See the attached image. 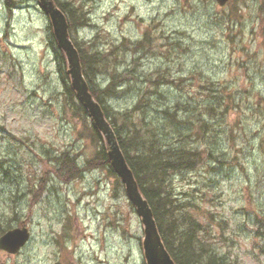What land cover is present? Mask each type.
<instances>
[{
    "label": "rangeland",
    "instance_id": "obj_1",
    "mask_svg": "<svg viewBox=\"0 0 264 264\" xmlns=\"http://www.w3.org/2000/svg\"><path fill=\"white\" fill-rule=\"evenodd\" d=\"M63 1L91 19L72 38L83 48L97 39L111 53L98 88L114 73L127 79L105 99L124 135L141 120L148 130L168 120L167 105L179 102L186 119L213 95L233 98L220 102L229 105L224 118L207 117L215 130L198 146L204 161L175 175L174 186L197 205L219 252L264 264V0ZM52 39L39 0H0V223H26L32 234L19 253L0 251V264H146L141 219L121 179L96 160L102 144L91 117L62 93ZM141 96V109L121 116ZM210 144L224 154L220 164L208 159ZM65 153L82 169L74 180Z\"/></svg>",
    "mask_w": 264,
    "mask_h": 264
},
{
    "label": "trees",
    "instance_id": "obj_2",
    "mask_svg": "<svg viewBox=\"0 0 264 264\" xmlns=\"http://www.w3.org/2000/svg\"><path fill=\"white\" fill-rule=\"evenodd\" d=\"M55 1L68 18L71 34L77 26L84 27L88 25L89 18L87 12L74 7L71 2L63 0ZM73 42L79 51L83 73L90 92L101 105L107 120L113 126L127 163L135 176L144 198L149 202L153 210L162 240L176 264H238L235 259L232 257L230 259L228 255H224L217 250L215 244L210 241V233L194 213L193 209L197 208V205L192 201L180 200L174 186L175 175L195 171L198 165L204 161L205 153L198 146L201 145V140H205L210 130L214 129L213 125L207 122V117L210 118V121L224 118L229 105L222 107L220 102L223 98L231 100L233 98L225 93L221 95L222 97L213 95L211 97V104L207 103L204 105V113L201 110H194L196 111L195 114L191 110L194 113L193 118L189 117L186 119L180 116L181 106L179 102L172 108L167 105L169 110L164 109L163 115L168 117V120L161 121L159 118L157 122L152 123L151 127H149L150 124L146 123L148 128H151L150 130L144 128V121L141 120L137 125L132 124L133 128L129 129L126 135H124L121 126L118 125L116 113L112 112L106 104L105 99L108 96H113V93H116L115 90L118 85L127 79H119L118 77L121 74L116 75L114 73L111 74V81L108 87L105 89L98 88L99 84L96 76L98 73H101V70H106L105 57L111 55V53L108 54L107 52L100 51L97 39H93L88 47L85 48L74 39ZM52 43L61 58L59 62L60 69L63 78H66V88L71 104H76V110L80 115L89 117L87 110L77 98L70 84L69 76L65 69L66 59L63 52L58 48L54 36ZM140 50L141 48L138 51ZM159 83L165 85L170 82L167 78L161 80ZM142 96H145V94L143 93ZM142 96L133 109L125 111L121 116H132L139 111L142 105ZM166 97L169 100L168 95ZM218 112L220 113L219 116L217 115ZM201 116L205 117V120L202 121ZM196 123L200 125L199 131L195 126ZM139 125L140 128H137ZM143 130L145 133L142 132ZM92 131L102 144L96 160L102 165L105 164L112 176L118 178L108 159L104 139L94 124H92ZM146 133H149L148 137L143 138L142 134L145 135ZM263 145L264 140L262 142ZM214 149V145L212 144L207 153L208 159H214L215 157L221 159V155L224 154L222 152L220 154V151L218 152ZM65 157H67L65 167L69 171V180H74L81 176L82 169L79 168L73 155L65 153ZM215 159L214 161L220 164L218 162L220 159ZM58 177L61 180L64 179V175ZM261 221L264 220H260L259 222ZM9 229L10 227H3L0 223V236Z\"/></svg>",
    "mask_w": 264,
    "mask_h": 264
},
{
    "label": "water",
    "instance_id": "obj_3",
    "mask_svg": "<svg viewBox=\"0 0 264 264\" xmlns=\"http://www.w3.org/2000/svg\"><path fill=\"white\" fill-rule=\"evenodd\" d=\"M216 1L220 5H225L229 0ZM39 2L49 16L58 47L65 55L72 87L80 101L88 110L93 123L101 133L106 144V150L112 168L125 185L126 193L136 207L137 213L142 220L145 234L143 250L146 263L176 264L165 248L152 210L139 190L135 176L119 146L116 133L112 125L108 122L101 105L90 92L89 85L82 73L78 50L69 34V24L66 15L54 0H39ZM30 239L31 232L24 224L22 227L12 229L0 237V250L8 254H16L28 244Z\"/></svg>",
    "mask_w": 264,
    "mask_h": 264
},
{
    "label": "bare ground",
    "instance_id": "obj_4",
    "mask_svg": "<svg viewBox=\"0 0 264 264\" xmlns=\"http://www.w3.org/2000/svg\"><path fill=\"white\" fill-rule=\"evenodd\" d=\"M54 2L56 3V1L54 0ZM57 4V3H56ZM57 6H58V4H57ZM11 8L14 10V9H16V7L15 6H11ZM88 14V13H87ZM88 18H89V23H88V25L90 24V22H91V19H90V17H89V14H88ZM78 53H79V51H78ZM79 57H80V54H79ZM80 62H81V57H80ZM81 66H82V63H81ZM65 69H66V73H67V75L69 76V74H68V66L66 65V67H65ZM82 73H83V66H82ZM83 76H84V78H85V75H84V73H83ZM69 80H70V84H71V86H72V82H71V78H70V76H69ZM85 80H86V78H85ZM63 81H64V79H63ZM87 81V80H86ZM73 88V87H72ZM74 90V89H73ZM67 88L66 89H64L63 91H62V93L63 94H65V95H67L68 93H67ZM76 93V92H75ZM76 96H77V94H76ZM77 98H78V96H77ZM79 99V98H78ZM80 100V99H79ZM85 107V106H84ZM85 109H86V107H85ZM87 110V109H86ZM173 111V110H172ZM87 112H88V110H87ZM89 114V113H88ZM95 125V124H94ZM97 128V127H96ZM98 129V128H97ZM99 131V130H98ZM119 143V142H118ZM120 146V145H119ZM121 148V147H120ZM122 150V149H121ZM123 152V151H122ZM123 155H124V153H123ZM73 162V161H72ZM137 185H138V183H137ZM138 187H139V185H138ZM139 190H140V188H139ZM140 192H141V190H140ZM141 194L143 195V193L141 192ZM148 202V201H147ZM148 204H149V202H148ZM149 206H150V204H149ZM150 208H151V206H150ZM151 210H152V208H151ZM152 213H153V210H152ZM153 216H154V213H153ZM154 219H155V216H154ZM155 222H156V219H155ZM156 225H157V222H156ZM157 228H158V225H157ZM158 230H159V228H158Z\"/></svg>",
    "mask_w": 264,
    "mask_h": 264
}]
</instances>
